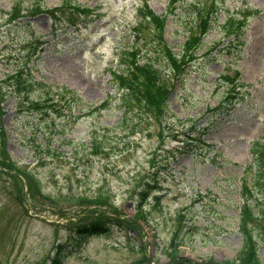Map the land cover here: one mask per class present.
Wrapping results in <instances>:
<instances>
[{
  "label": "rangeland",
  "instance_id": "374dc122",
  "mask_svg": "<svg viewBox=\"0 0 264 264\" xmlns=\"http://www.w3.org/2000/svg\"><path fill=\"white\" fill-rule=\"evenodd\" d=\"M197 1L0 0V264H52L60 244L61 264L243 262L240 212L258 177L247 165L264 132V0H203L200 15ZM210 8L212 29L190 33ZM193 34L203 41L181 60ZM150 61L166 113L125 111L114 75ZM20 70L44 84L10 79ZM27 96L43 102L38 114ZM97 220L107 231L82 239ZM175 249L186 261H171Z\"/></svg>",
  "mask_w": 264,
  "mask_h": 264
},
{
  "label": "trees",
  "instance_id": "16d2710c",
  "mask_svg": "<svg viewBox=\"0 0 264 264\" xmlns=\"http://www.w3.org/2000/svg\"><path fill=\"white\" fill-rule=\"evenodd\" d=\"M203 2V0H199L197 3L200 6L194 5L193 8L194 11H197V14L199 15L202 14V7H204ZM206 23V20H204L203 24L202 22H196L194 24L192 23L188 28V31L190 33H193V28L202 27L201 31L204 34L207 30V27H204L203 25L206 26ZM159 27V39L161 44V29H163L162 21H160ZM199 41L200 36H195L193 34V37L189 38L188 42L185 44V46L187 45V50L186 52H184L180 59L184 60L186 56L192 57V50L196 46L195 43L197 42L198 44ZM165 48H163L162 45L161 53H163L162 49L163 51L165 49L166 54L169 56V61L171 63L173 62L172 65L176 67V70H182L186 64H180V62L182 61H180L176 55L172 57L173 52L171 51L170 47L165 46ZM159 72L160 71L158 68V64L154 61H150V63L146 62V64L144 65H139L138 63L134 62V67H130L129 69L123 70L119 74L114 75L116 79H120L121 83L123 84L122 88L126 93L123 96V105L126 108L125 111H129L131 107L135 105V103H137L138 105L144 106L147 110H154L156 114H163V109L165 108L167 103L165 102V90L163 84H161ZM72 94L74 97H76L74 93ZM27 100L30 110H34L38 114V111H40L38 109L41 108L40 104H43V102H32L29 100L28 96ZM105 104L106 101L102 103L101 106H105ZM20 107L25 108L26 106L24 107L22 102H20ZM46 107V109H51H49V112L57 111V109L54 107V104H47ZM99 144L100 143L97 140H94L92 146L95 152L98 151ZM252 168L257 169L258 177L256 184L254 185L255 189L253 196L250 199H245L242 204L243 207L241 210L240 230L243 238V247L239 254V259L243 260L241 264H259L257 249L260 244L264 243V223H262V221H264V212H262L261 209H256V207L259 208L261 204L258 202L259 198L254 196L256 193H258L262 195V197H264V185L262 184V182L264 183V133L263 137L253 144L252 163L248 166V169ZM149 189H152V187L147 183V188L145 189L144 195H147L149 193ZM250 192L252 193L251 190ZM255 213H257L258 215H256ZM261 213H263L262 217H260ZM137 219H140V216L138 214ZM101 220H97V222L81 226V228L78 229V234L80 235V237L86 238L90 235L105 233L107 231L106 223H103L104 221ZM249 223L253 224L250 229L248 228ZM65 249L66 247L63 244L58 245L55 258L52 260V264H61L63 258L62 254ZM171 257L172 259L178 257L177 249H175V254L171 255ZM180 260L182 259L180 258ZM183 261L186 260L183 259ZM225 264L232 263L226 262Z\"/></svg>",
  "mask_w": 264,
  "mask_h": 264
}]
</instances>
